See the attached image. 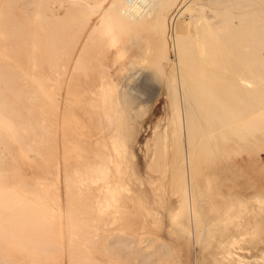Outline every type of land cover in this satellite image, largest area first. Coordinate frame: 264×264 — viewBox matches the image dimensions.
Returning a JSON list of instances; mask_svg holds the SVG:
<instances>
[{
	"label": "rangeland",
	"instance_id": "rangeland-1",
	"mask_svg": "<svg viewBox=\"0 0 264 264\" xmlns=\"http://www.w3.org/2000/svg\"><path fill=\"white\" fill-rule=\"evenodd\" d=\"M124 3L0 0V264H264V70L254 66L264 46L249 53L246 71L261 78L252 87L241 70L200 61L226 33L235 43L248 30L254 50L264 0H138L143 15L121 29ZM177 46L194 57L202 109L223 111L225 124L194 173L175 158L178 188L168 177L187 148ZM232 127L242 130L226 136ZM150 236L165 249L143 253Z\"/></svg>",
	"mask_w": 264,
	"mask_h": 264
},
{
	"label": "bare ground",
	"instance_id": "bare-ground-1",
	"mask_svg": "<svg viewBox=\"0 0 264 264\" xmlns=\"http://www.w3.org/2000/svg\"><path fill=\"white\" fill-rule=\"evenodd\" d=\"M124 1H125V3H124L125 6L122 7L121 9L116 10L118 12V14H119V17H120V20H118V21H119V23H121V27H120L121 29L124 28V27H126L128 22H130V23H128L130 25L132 23L136 22L137 21V18L135 16L136 15V11H139L141 13V10L147 6L145 4L143 8H140L138 6V7H136V8L133 9L132 7H133L134 3H130L127 0H124ZM144 3H145V0H144ZM211 9H212V11L215 10V3H211ZM217 11L218 12L219 11H222V9L218 7L217 8ZM42 13H45V10H42ZM73 13L74 12H72L70 14V18H72V20L75 21L77 19V16H76V14L73 15ZM141 14L143 15V12ZM205 19L206 18L204 16H202V14L200 13V16H198V18L196 19L195 22H198L199 21V23H201L202 21H205ZM231 19H232V16H230L227 13L223 17L224 23H229L231 21ZM257 21L259 22L258 24H260V25H257L256 27H254L253 29L250 30V31H254V33L252 35L255 36L256 37V40L258 41V44H256V47L254 48V50H252V49L249 48V44L248 43H250V41H251V35H249L250 33L248 32V30H243V34H244L243 38L241 40L235 42V43H234V40L231 39V37H229L230 34L229 33H226L225 36H223L222 38H220L221 41H219L218 38H215L214 39V40H216L218 42V47H215V46H213V44H211L210 48L207 51L206 50L204 51L203 49H200V50H202L201 51L200 61L202 63L204 62L206 66L207 65H211L214 68L217 67V68L221 69V68H225V67L228 66V67L232 68V70H234V71L241 70L243 72V74L241 76V81L243 83H245V85L247 87H250V86L252 87V81L255 82L256 85L258 84V82L260 84L261 83V78H256V76H252V74L253 75L258 74V72L248 73L246 71V69L248 67H251L252 68V63L255 60V59H252L251 58L252 55H250V54L252 52H253V55H255L256 53H262L261 49L264 46V18L262 17V14L259 15V18L257 19ZM208 25L211 28V25L209 23H208ZM120 28H119V30L121 31ZM174 36H175V38L177 40L179 39V32H177V29H175ZM211 37L214 38V35L211 34ZM204 40H205V38L204 39L200 38V41L201 42H203ZM209 40L212 41L213 39H209ZM231 40H233V41H231ZM148 48H150V47H148ZM176 50H177V54H178L179 61H180V67H181V78H180V81H181V85L183 86L184 103L186 104V111H185V117H186L185 130L186 131L185 132L187 133V136H186L187 148H184L183 150H181V151H179L177 153L176 152L173 153L172 151L171 152L169 151L170 153H173V154L171 156V159L172 160H171L170 168H169V171H168V174H169L168 177H170L169 178L170 179L169 180L170 184L172 182V185L173 186H177V188H178L180 182H176L175 177L173 176V173L171 172V171L177 169L176 164L174 162L175 161V158H178V155H181L183 157L182 158L183 159V167L185 168L186 173H188V175L191 172L194 173L195 166H196V163H197L196 160L199 158V156L202 154V152H205L206 151V148L207 147L204 148V146L210 143L208 141L209 140L208 137L209 136L215 137L214 135H217L219 129L221 130L222 127L225 126V124H224V122L222 120L223 119V115H224L222 113L223 111L220 110L218 113H214L212 111L213 113H209V110H207L208 108H204L203 107V109H202V105L204 104V102L206 104L208 102H207L206 97L205 98L201 97L203 95L202 93L199 94V93H197V91H195V90H198L197 88L196 89H193V86L194 85L195 86H198V84H199V77L196 78V80L194 82L192 81V72L190 71L191 68H192L190 61L194 57H192V58L189 57L188 56V51L185 50L182 47L179 48L177 46ZM149 53H151V52H149ZM142 55H143V52H142ZM229 61H230V63H229ZM254 66L256 68H258V69L262 68L264 70V60H260L259 62H255ZM203 70H204V68H203ZM250 74H251V77H250ZM211 88H213V87H211ZM104 90L106 91V89H104ZM104 90H103V94L105 93ZM103 97L104 98L106 97V93H105V96L103 95ZM96 101H98V100H96ZM100 104H101V102H100ZM97 105L99 106V104H97ZM105 108H106V106H105ZM108 113L109 112H107V115H108ZM109 117L110 116H108V118ZM225 117H227V119H228L229 118V115H227ZM105 118H107V116H105ZM227 119L224 118V120H227ZM121 126H122V128H124V125H121ZM170 129H171L170 130L171 131L170 133H172V128H170ZM228 129H229L230 132L226 136H229L231 133L238 132V131L242 130L241 127H232V128H228ZM122 132H123V134H122V138H121V141H122L121 146L118 145L119 142L117 143V141H116V143H117L118 149L119 148H122V150L124 151V152L122 151V154H124L125 157H126V154H127V150L126 149H127V147L125 146L126 143L124 142L125 131L122 129ZM180 134H181V132H177V136L176 137L179 138V139H180ZM206 141H208V142H206ZM157 147L158 148H157V151H156L155 159L153 158L152 163L150 164V170L153 173L159 169V163L161 162L160 156H162L161 155L160 145H157ZM178 148H179V146H178ZM162 149H163V147H162ZM179 150H180V148H179ZM115 153H116V150H115ZM117 154H119V151H117ZM113 157H112V159H113ZM109 158H108V160H109ZM154 168H155V171H154ZM128 170L129 169H128V166H127L126 167V171H128ZM99 171H100V169H99ZM90 174H92V173H90ZM181 192H182V190H181ZM73 217H74V215H73ZM147 228H148L147 226H144L143 227V230H145ZM144 232H142V233H144ZM123 234H124V231H122V235H121L122 236V239H124L126 237V236L124 237ZM140 236H141V238H143L145 235L141 234ZM246 237H248V235H246ZM126 238H128V237H126ZM126 240H128V239H126ZM126 240H123V241H126ZM159 240H161V239L160 238H157L155 236H150V241L148 242L147 248H145V251L143 253L146 252V254H147L148 253V250H150V251L156 250L158 253H160L163 249H165V247L163 246V244L161 242H159ZM118 241H117V243H118ZM131 242H132V240H131ZM140 242H141L140 240H136V241L134 240V242H132L133 244L132 243L131 244L132 245H136L137 244L136 245V248H137V246H138V244H140ZM117 243H115V245ZM141 243L143 244V242H141ZM131 244H128V245H130V248L132 246ZM236 244L237 243L235 242L234 245H236ZM115 247H117V246H115ZM231 247H232V245H231ZM127 248H128V246H127ZM138 248H139V246H138ZM116 249L120 251L121 250V246H120V249H119V247L116 248ZM123 249H124V251L126 250V248H124V247L122 248V250ZM134 249H135V247H134ZM170 249H166L168 251V253H169V254H167V253L166 254L170 258H173V259L176 258V257H173V255H175L176 253H174V251H172V249L171 250ZM127 250H126V252H127ZM132 251H133V253H135L134 251H137V250L135 249V250H132ZM139 251H137L136 253H138ZM126 252H125V254H127ZM136 253L134 254V256L137 255ZM143 253H140V254H143ZM146 254H143V255L145 257H147ZM116 255H118V254H116ZM261 255H263V256H257L255 258V260L256 259L264 258V251L261 253ZM144 256H140L141 257V260H145L146 259V258L145 259H142ZM161 256H160V259H162ZM126 257H124V258H126ZM156 257H159V256L156 255ZM138 260H140V259H138ZM148 260H147V262H148ZM244 261L245 260H243V259L240 258V260H238L237 262H240V263L243 264ZM249 261L250 260H248V262ZM156 262H157V260H156ZM142 263H140V264H142ZM144 263L145 264H149V262L148 263L144 262ZM172 264H181V263H180V261L176 260L175 263H172Z\"/></svg>",
	"mask_w": 264,
	"mask_h": 264
},
{
	"label": "crops",
	"instance_id": "crops-1",
	"mask_svg": "<svg viewBox=\"0 0 264 264\" xmlns=\"http://www.w3.org/2000/svg\"><path fill=\"white\" fill-rule=\"evenodd\" d=\"M133 244V243H132ZM124 257H125V255H123ZM149 256V255H148ZM138 257V254L136 255V258ZM169 257V256H168ZM178 259V261H180V263H181V260H180V258H177ZM174 261H176V260H174ZM182 264V263H181ZM198 264V263H197Z\"/></svg>",
	"mask_w": 264,
	"mask_h": 264
},
{
	"label": "built area",
	"instance_id": "built-area-1",
	"mask_svg": "<svg viewBox=\"0 0 264 264\" xmlns=\"http://www.w3.org/2000/svg\"><path fill=\"white\" fill-rule=\"evenodd\" d=\"M127 1L130 3H136V1H138V0H127Z\"/></svg>",
	"mask_w": 264,
	"mask_h": 264
}]
</instances>
